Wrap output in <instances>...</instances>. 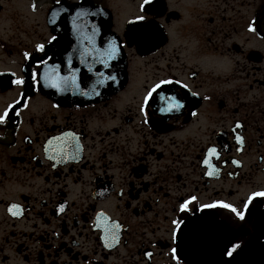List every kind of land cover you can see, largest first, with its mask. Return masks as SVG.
Returning a JSON list of instances; mask_svg holds the SVG:
<instances>
[{
  "label": "flooded vegetation",
  "instance_id": "1",
  "mask_svg": "<svg viewBox=\"0 0 264 264\" xmlns=\"http://www.w3.org/2000/svg\"><path fill=\"white\" fill-rule=\"evenodd\" d=\"M262 257L264 0H0V264Z\"/></svg>",
  "mask_w": 264,
  "mask_h": 264
},
{
  "label": "water",
  "instance_id": "2",
  "mask_svg": "<svg viewBox=\"0 0 264 264\" xmlns=\"http://www.w3.org/2000/svg\"><path fill=\"white\" fill-rule=\"evenodd\" d=\"M118 83H119L118 85H120V86L122 85V84L120 83V80H119ZM119 89H120L119 87L116 88V86H114L113 82L108 83L107 86H105V84L102 83L103 94H104V92H105L106 95H109V94H111V93H115V92L118 91ZM182 244H183V249H182V251L185 252V253L189 252L188 249H190V248H191V245H192V242L190 241V239H188V240H183V243H182Z\"/></svg>",
  "mask_w": 264,
  "mask_h": 264
},
{
  "label": "rangeland",
  "instance_id": "3",
  "mask_svg": "<svg viewBox=\"0 0 264 264\" xmlns=\"http://www.w3.org/2000/svg\"><path fill=\"white\" fill-rule=\"evenodd\" d=\"M15 6H16L17 10L22 11V12H24V11L27 12V10L29 9V4L22 3V2L15 3ZM33 20H34V18H33ZM35 20L38 23H42L43 22V17L40 14H38L37 18ZM38 32H39V34L41 33V31H38Z\"/></svg>",
  "mask_w": 264,
  "mask_h": 264
}]
</instances>
